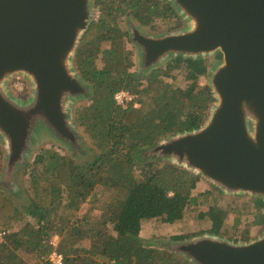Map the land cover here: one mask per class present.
I'll return each instance as SVG.
<instances>
[{
  "label": "trees",
  "instance_id": "trees-1",
  "mask_svg": "<svg viewBox=\"0 0 264 264\" xmlns=\"http://www.w3.org/2000/svg\"><path fill=\"white\" fill-rule=\"evenodd\" d=\"M160 5L156 0H93L100 14L84 32L74 56V68L88 85L90 104L75 109L74 120L89 151L97 153L77 164L76 151L62 155L54 149L40 150L27 164L25 204L16 206L0 191V232L5 233L0 264H50L47 257L53 251L63 256V264H193L139 235L143 222L181 221L191 206L200 198L206 202L209 195H192L199 177L187 169L143 157L171 136L198 130L215 101L209 85L199 84L207 76V57H170V70L153 69L144 79L129 71L132 63L123 48L126 33L119 29L118 17H132L141 28L164 15L169 23L171 16L180 19L169 3ZM104 42L110 48L100 50ZM97 58L101 68L95 67ZM175 73L183 74V88L166 82ZM120 91L133 97L126 109L114 102ZM3 156L0 150V162ZM80 205L86 206L81 217ZM254 207L264 225V201L254 200ZM93 212L99 214L96 223L90 221ZM227 212L214 205L198 212L196 219L208 217L213 236L232 238V232L222 231ZM53 237L64 238L54 247ZM21 253L30 256L29 261Z\"/></svg>",
  "mask_w": 264,
  "mask_h": 264
},
{
  "label": "water",
  "instance_id": "water-1",
  "mask_svg": "<svg viewBox=\"0 0 264 264\" xmlns=\"http://www.w3.org/2000/svg\"><path fill=\"white\" fill-rule=\"evenodd\" d=\"M170 2L190 26L166 36L135 35L144 49L143 70L167 56L220 54L222 64L208 84L216 104L198 130L171 136L144 154L184 165L227 193L264 200V0ZM91 13V0H0V135L7 177L23 162L38 129L78 151L67 111L89 91L69 61ZM17 73L34 85L29 103L3 89ZM170 251L193 264H264V236L248 244L201 238Z\"/></svg>",
  "mask_w": 264,
  "mask_h": 264
},
{
  "label": "rangeland",
  "instance_id": "rangeland-1",
  "mask_svg": "<svg viewBox=\"0 0 264 264\" xmlns=\"http://www.w3.org/2000/svg\"><path fill=\"white\" fill-rule=\"evenodd\" d=\"M160 4L167 5L169 3L171 6L170 0H156ZM93 0H91V21H95L98 19V15L100 12L96 9H93L92 6ZM160 5V8L162 7ZM172 8H174L172 6ZM175 9V8H174ZM161 10V9H159ZM176 10V9H175ZM180 19L172 18L170 19V23L166 20L165 15L159 18H156V22H154L151 26L146 28H141L138 26L137 22L132 17L126 16H119L117 20V25L119 29H122L126 36L124 37L123 41V48L125 52H129V59L132 63V67L129 70L130 72L137 73L138 76L145 78V75L150 73L151 70L156 68L162 69H169L171 68L170 61L168 58L176 57V56H167L158 63L150 66L147 69L143 70L144 64V49L139 45V43L135 39V35L139 34V36L144 37H159V36H166L170 34H177L182 32L183 30L187 29L190 26V22L177 10ZM171 14V13H170ZM167 17L169 13L166 14ZM176 22V23H175ZM181 24V26H176L175 24ZM153 27V28H152ZM135 32V34H134ZM110 48V44L108 42H104L100 46V50H106ZM76 52V50H75ZM75 52L73 53L69 63L73 71V75H75L81 84L85 87L88 85L80 78L79 74L74 68V56ZM216 54L207 55L209 59L208 62V72L206 77H202L199 80V84L201 86L205 84H209V79L211 73L215 70V68L222 64L221 58L217 59ZM96 68H101L103 63L102 61L97 58L94 61ZM175 78H167L166 82L170 83L171 85L174 84L176 86L184 87L186 84L183 81V74L175 73ZM3 89L5 92L15 101L25 104L32 101L34 85L31 80L21 73L13 74L7 77L3 83ZM89 98V97H88ZM88 98H76L73 100L68 108V115L69 121L71 123L72 128L75 130L76 135L79 137L80 147L76 156L75 161L77 164H81L86 160L90 159L93 154H96L97 151H89L91 146L88 144L84 136L82 135L80 129L75 126L74 120V110L81 107V106H88L90 101ZM216 102L212 103L210 110L208 111V119L211 115L212 109L215 107ZM207 119V120H208ZM206 120V122H207ZM205 122V123H206ZM252 130V129H251ZM84 145V146H83ZM54 149L55 151L59 152L62 155H72L73 150L65 145L63 142L55 138L50 132L44 130V128L38 129L34 138H32L30 142V147L25 153L24 160L21 164L14 168V172L7 177V146L4 138L0 135V150L2 155V162H0V191H2L6 197H8L16 206H22L26 202V195L25 190L27 186V179L29 174H27V164H31L34 156L40 150H48ZM144 160L152 159L148 157V155L143 154ZM162 162H167L173 164L176 167H180L183 169H187L188 171L192 172L193 174L199 177V182L196 184L195 189L191 192L192 195L195 197L200 198V194L209 191V195L207 196L206 202L203 201L202 198L199 199V203L196 206H191L188 209L187 213L185 214L184 218L181 221L175 222L173 224H165L161 223L160 221L153 220V221H145L142 223V228L140 231V237L144 242L150 243L153 242L155 246L161 249H165L170 251L171 246H175L176 244H180L183 242H189L196 239L201 238H213L217 240H221L224 242H232L231 239H238L239 242L235 244H248L254 242L256 240L261 239L264 236V225L260 222L261 218L257 217L256 208L254 207V200L259 199L255 196L249 194H240V193H227L221 190L218 186H215L212 181L200 176L195 171L191 170L190 168L185 167L184 165H178L173 160H164ZM27 172V173H26ZM139 175L138 173L136 174ZM8 179V186H2V182L5 179ZM2 186V187H1ZM11 186V187H9ZM18 195V196H17ZM264 201V200H263ZM214 205H220L222 209L227 210V215L225 216V220L223 223V230L226 228L229 232H232L234 235L230 238L228 235L222 236H213L210 231L212 228L211 220L206 217L204 220L198 221L196 216L198 212L204 211ZM86 211V206L80 205L79 206V217H81ZM264 213V210L261 211ZM99 214L93 212L90 216V221L96 223L98 221ZM194 234V235H193ZM248 235L249 239L246 242H243L242 238ZM178 236H186L189 240L183 241H173L172 238ZM64 237H53L51 239V244L56 247L60 241ZM172 252V251H170ZM178 257L184 258L182 255L177 254ZM21 258L24 261H29L30 256H25L21 253Z\"/></svg>",
  "mask_w": 264,
  "mask_h": 264
},
{
  "label": "built area",
  "instance_id": "built-area-1",
  "mask_svg": "<svg viewBox=\"0 0 264 264\" xmlns=\"http://www.w3.org/2000/svg\"><path fill=\"white\" fill-rule=\"evenodd\" d=\"M114 102L117 106L121 107L122 109H126L128 104L132 103L133 97L125 91H120L116 93L113 97ZM136 106V105H134ZM5 235L4 232H0V241L2 240L3 236ZM49 261L51 264H62L63 257L59 253H52L49 256Z\"/></svg>",
  "mask_w": 264,
  "mask_h": 264
},
{
  "label": "flooded vegetation",
  "instance_id": "flooded-vegetation-1",
  "mask_svg": "<svg viewBox=\"0 0 264 264\" xmlns=\"http://www.w3.org/2000/svg\"><path fill=\"white\" fill-rule=\"evenodd\" d=\"M8 182H10L7 178L2 182V186H8Z\"/></svg>",
  "mask_w": 264,
  "mask_h": 264
},
{
  "label": "clouds",
  "instance_id": "clouds-1",
  "mask_svg": "<svg viewBox=\"0 0 264 264\" xmlns=\"http://www.w3.org/2000/svg\"><path fill=\"white\" fill-rule=\"evenodd\" d=\"M132 96V95H131ZM52 253H57L56 251H53ZM52 253H50L49 255H48V257H47V260L49 261V256L52 254ZM63 257V256H62ZM49 263H50V261H49ZM51 264V263H50ZM63 264V263H62Z\"/></svg>",
  "mask_w": 264,
  "mask_h": 264
}]
</instances>
